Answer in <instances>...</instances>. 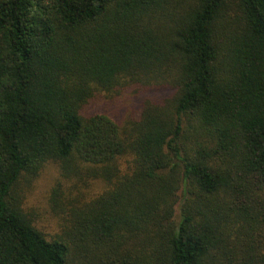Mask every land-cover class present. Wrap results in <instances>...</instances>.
<instances>
[{"label":"trees","instance_id":"trees-1","mask_svg":"<svg viewBox=\"0 0 264 264\" xmlns=\"http://www.w3.org/2000/svg\"><path fill=\"white\" fill-rule=\"evenodd\" d=\"M49 163L106 185L56 235ZM0 264H264V0H0Z\"/></svg>","mask_w":264,"mask_h":264},{"label":"rangeland","instance_id":"rangeland-1","mask_svg":"<svg viewBox=\"0 0 264 264\" xmlns=\"http://www.w3.org/2000/svg\"><path fill=\"white\" fill-rule=\"evenodd\" d=\"M136 100L124 95L112 100L101 98L93 99L88 105L90 112L103 113L114 120L122 121L128 116ZM78 180L63 177L57 164L45 165L40 173L29 183L21 184L20 198L24 209L30 213L35 226L50 235L61 232V225L67 218V201L79 195L85 198L99 194L105 184L97 179ZM57 192L61 206L56 208L52 197Z\"/></svg>","mask_w":264,"mask_h":264}]
</instances>
